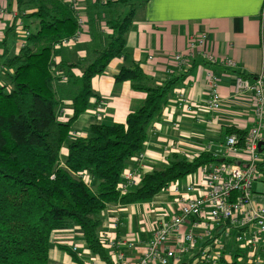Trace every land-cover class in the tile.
I'll list each match as a JSON object with an SVG mask.
<instances>
[{"label":"trees","instance_id":"16d2710c","mask_svg":"<svg viewBox=\"0 0 264 264\" xmlns=\"http://www.w3.org/2000/svg\"><path fill=\"white\" fill-rule=\"evenodd\" d=\"M144 1L97 0L95 10L90 8L88 13L91 36L99 38L96 23L102 10ZM16 9L14 21L37 22L18 52H6L0 63V264H49L53 231L69 227L82 232L93 255L108 261L100 243V216L107 207L147 202L170 183L219 159L209 152L191 160L172 156L166 166L142 174L139 185L121 195L117 186L126 162L144 149L148 128L161 116L178 78L155 86L138 63L120 67L114 83L128 82L131 90L144 93L142 104L124 123L92 124L85 137L70 141L73 122L96 97L92 79L123 54L134 7L107 20L111 33L103 37V43L99 40L92 56L82 64L63 59L52 63L55 45L78 30V12L67 1L16 0ZM73 70H79L80 75ZM59 75L67 80L65 88L56 85ZM64 94L72 106L66 120L60 119ZM224 135H234L242 148L248 136L231 127ZM63 147L66 155L61 160ZM84 177L91 179L90 184ZM237 256L227 264H244Z\"/></svg>","mask_w":264,"mask_h":264},{"label":"crops","instance_id":"0c3cea01","mask_svg":"<svg viewBox=\"0 0 264 264\" xmlns=\"http://www.w3.org/2000/svg\"><path fill=\"white\" fill-rule=\"evenodd\" d=\"M72 1L77 12L85 18L83 34L78 43L56 48L53 64L61 59L82 64L92 56L94 47L100 41L103 43V37L111 33L106 25L107 20L124 15L119 6L109 7L107 11L102 10L101 18L96 23L99 38H94L91 36L92 24L88 13L97 0ZM139 4L138 9L134 8L133 20L125 33L123 54L112 59L102 75L92 79L91 86L96 97L87 110L73 122L69 140L85 137L92 124L124 123L126 116L142 104L144 93L131 90L128 82L115 84L113 80L120 67L134 62L140 65L151 85L161 86L166 80L176 77L178 80L161 116L153 120L148 128V138L140 153L143 156L142 161L137 164L132 157L126 162L125 169L135 167L140 174L149 173L154 168L166 166L172 156L191 160L203 152H209L219 159L217 163L209 165L229 161L234 164L245 163V153L240 152L238 156L226 155L222 144L228 137L224 135L226 128L244 131L248 135L256 126L250 94L233 97L232 93L235 76H248L246 78L249 79L264 76V0H147ZM0 7L4 10L0 14L1 63L6 52L17 53L26 38L18 39L13 45V50L10 49L8 37L18 33L14 21L17 13L16 0H0ZM20 21L23 28L31 33L29 28L25 27V20ZM200 34L207 36L205 50L214 56L216 63L209 64L199 55L187 54L188 40ZM178 53L186 57V62L181 67L172 61L173 56ZM223 59H231L235 63V69L221 65L220 61ZM207 71L215 73L219 79L218 90L222 103L220 109L215 112H209L205 107L209 97V86L205 78ZM73 73L80 75L79 70H73ZM59 77L56 85L65 88L67 80L62 75ZM66 96L67 94H64V105L60 107V119L63 120L72 114V106ZM181 98L185 103L180 104ZM184 105L191 107V111H185L182 108ZM262 134L264 135V131ZM61 153L66 155V149L62 148ZM202 167L178 180L182 194L185 195L182 185L189 183L191 179L197 181ZM85 179H88L90 184L91 179ZM255 183L264 185V161L258 164V178L252 184L253 203L264 207V203L257 201L254 196ZM169 185L163 190L164 197H159L158 193L150 202L109 206L102 212L100 243L108 261H102L93 255L81 238L82 232L78 228L69 227L53 231L50 237L49 264H115L118 253H122L128 263L135 262L143 255L147 243L152 238V231L162 222L169 220L178 210L176 196L170 194ZM201 220L210 222L204 218ZM201 220L196 229H192L190 223L181 227L180 234L184 235L192 230L195 236L201 238H198L197 246L183 254L179 253L176 262L171 264H201L198 249L208 250L210 253L219 249L218 264H227L235 255H238L237 261L244 264H255L250 257H264V242L258 243L253 250H246L235 238V248H225L220 244V240L236 237L238 230L224 222L225 228H229L227 234L226 231H221L220 224L221 227H212L213 236H207V226ZM211 225L210 222L209 226ZM180 238L172 236L169 246H175L178 250ZM113 243H117V249L111 245ZM60 247L68 249L77 261ZM73 247L76 248L75 252L72 251ZM184 257L188 258L183 260ZM260 264H264V261Z\"/></svg>","mask_w":264,"mask_h":264},{"label":"built area","instance_id":"2783aa9c","mask_svg":"<svg viewBox=\"0 0 264 264\" xmlns=\"http://www.w3.org/2000/svg\"><path fill=\"white\" fill-rule=\"evenodd\" d=\"M65 1L75 9L72 0ZM3 12V8L0 7V14ZM76 19L78 26L76 33L70 38L61 40L55 45V49L78 43L86 22L79 13L76 14ZM15 24L21 28L22 38H27L29 32L25 28L22 29L21 21L17 19ZM206 40L205 34L190 38L187 43V54L199 55L207 63L214 64L217 62L216 59L205 50ZM21 44L23 45V43ZM172 61L181 67L185 64L186 57L178 53L173 56ZM220 64L235 69V63L231 59H223ZM205 78L209 86V97L205 107L209 112H215L220 109L222 103L218 90L219 79L211 71L205 73ZM244 93L250 94L253 100L256 126L250 130L243 148L237 146V139L234 135H229L222 147L226 155L238 156L240 152L245 153L246 162L241 164L224 162L202 167L199 171L200 178L197 181L191 179L189 183L182 185L185 195L181 192L180 181L176 180L170 184L168 188L171 191L170 194L176 196V203L179 206L177 212L152 231V238L147 243L141 257L133 263H128L125 256L118 253L115 264H171L176 262L179 253L183 254L195 245L197 246L198 238H201L195 236L192 230L184 235L180 234L181 227L190 223L191 228L196 229L200 226V220L203 218L212 223L209 226L210 222L206 223L201 220L207 226V236H213L212 229L219 227L220 224L222 225L221 231H226L227 234L229 228H225L223 224L225 222L238 230L235 238L244 249L253 250L258 243L264 242V207L254 204L252 201V184L258 178V164L264 161V135L262 134L264 131V76L259 75L253 79L235 76L233 97H239ZM183 103L185 100L181 98L180 104ZM182 108L185 111H191V107L186 105ZM133 159L137 164H140L143 156L137 154ZM137 169L135 167L124 169L117 186L121 195L139 184L142 174ZM172 236L181 237L178 250L174 248L175 246H169ZM111 245L118 248L117 243ZM72 251L75 252L76 248L73 247ZM198 256L201 264H218L220 262L219 249L213 253L198 249ZM250 260L255 264L262 262L256 256L250 257ZM89 264L95 263L89 262Z\"/></svg>","mask_w":264,"mask_h":264},{"label":"rangeland","instance_id":"374dc122","mask_svg":"<svg viewBox=\"0 0 264 264\" xmlns=\"http://www.w3.org/2000/svg\"><path fill=\"white\" fill-rule=\"evenodd\" d=\"M131 7H134L135 10L138 9L140 6L138 4H135V5H131V3H127V4H124V5H120L119 6V9L124 13H128L130 11V8ZM31 21H33L31 23ZM36 22L35 19L34 20H25L24 21V24L26 26H28L29 30L31 32H34L35 29H36ZM18 29V33H15L14 36H9L8 37V46L10 47L11 50H13V45L17 42L18 39H20L22 37V32H21V28L17 27ZM23 29V27H22ZM64 149L66 147H63ZM65 158V155L64 153H61L60 154V159L63 160ZM94 189H95V186H94ZM253 191H254V196H256L257 198V201H259L260 203H264V185L263 184H260L258 185L257 183H255L253 185ZM163 195H165V193L163 191H161L159 193V197H164ZM261 198V199H260ZM151 199L147 202H150ZM146 203V202H145ZM146 214H147V210H146ZM101 217V216H100ZM146 220H148V216L146 217ZM148 222V221H147ZM82 238V237H81ZM83 240V239H82ZM234 240H235V237L233 238H223L220 240V244L222 246H224L225 248H231V247H234L235 248V244H234ZM261 257V258H260ZM188 257H184L183 260H186ZM256 258H259L260 260L264 261V257H262L261 255H256Z\"/></svg>","mask_w":264,"mask_h":264},{"label":"snow or ice","instance_id":"6c2138e0","mask_svg":"<svg viewBox=\"0 0 264 264\" xmlns=\"http://www.w3.org/2000/svg\"><path fill=\"white\" fill-rule=\"evenodd\" d=\"M180 2H186V0H180ZM192 2H195V0H192Z\"/></svg>","mask_w":264,"mask_h":264}]
</instances>
